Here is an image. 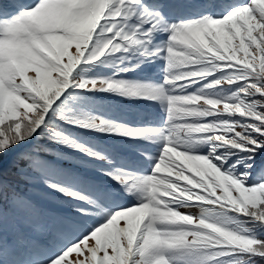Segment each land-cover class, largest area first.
<instances>
[{
	"label": "snow or ice",
	"instance_id": "obj_1",
	"mask_svg": "<svg viewBox=\"0 0 264 264\" xmlns=\"http://www.w3.org/2000/svg\"><path fill=\"white\" fill-rule=\"evenodd\" d=\"M0 264H264V0H0Z\"/></svg>",
	"mask_w": 264,
	"mask_h": 264
},
{
	"label": "rangeland",
	"instance_id": "obj_2",
	"mask_svg": "<svg viewBox=\"0 0 264 264\" xmlns=\"http://www.w3.org/2000/svg\"><path fill=\"white\" fill-rule=\"evenodd\" d=\"M75 255H76V254L74 253V254H73V258H75Z\"/></svg>",
	"mask_w": 264,
	"mask_h": 264
}]
</instances>
